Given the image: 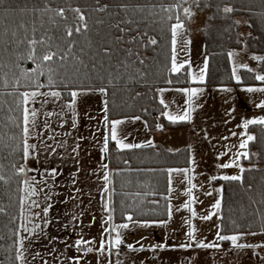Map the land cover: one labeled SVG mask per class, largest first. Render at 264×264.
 <instances>
[{
    "label": "snow or ice",
    "instance_id": "1",
    "mask_svg": "<svg viewBox=\"0 0 264 264\" xmlns=\"http://www.w3.org/2000/svg\"><path fill=\"white\" fill-rule=\"evenodd\" d=\"M203 6V7H202ZM261 16L260 21L264 23V0H261ZM215 9L216 11L209 20L215 19L221 15L223 17L230 18L236 11L231 3L216 2V0H174L171 3H141L131 2V0H93V3L87 5L72 6L71 4L52 6L50 0H44L43 7L36 3H33L31 7L25 2L21 5L20 0H0V19L3 20L5 27L3 33H0V41L3 42L5 50L8 51L9 45L14 48H18L20 45L25 46L24 53L16 52L18 60L27 59L32 61L36 67L23 68L17 61L13 62V67L20 69V76H16L12 73V83L10 85L9 74L4 73L3 84L7 89L11 87V91L7 93L8 96H14V108H9V111H16L19 115L13 117L9 116L8 119L12 121L14 127L18 130L14 132L7 139L11 143L6 144L5 147L11 150L12 155H19L20 162L13 163L11 165L12 176L18 179V188L22 193L27 195L20 196L21 206V218L24 219V203L25 200L31 196L38 195V189L35 186L36 178L34 176H28L30 171L28 161L30 158H37L39 150L43 148L45 152H55L56 149L51 145L45 144V139H52L50 135L42 134L39 130L38 117L40 115L39 109L36 107H30L37 102L39 97V103L41 105L48 104L49 98L54 104L56 101L63 99V93H68L69 99L64 101V108L71 114V127L76 128L77 117L79 115L77 110L78 99H84L89 95L99 94L101 98L102 107L100 109L102 113L101 122L104 126L101 140L97 141L101 145L100 152L103 154H109L111 149L117 151L139 149L144 146H154L151 139L142 141L140 143L128 142L127 134H123L120 126L124 125L128 121H137L141 117L138 115H122L119 118H111L110 113L116 106L114 101L110 106V97H115V90L117 83L124 77L121 73L123 69L124 73H128L133 64H144V59L141 58L139 48L145 49L150 46L158 45L159 41L155 35H150V31H155L154 28H150V24L154 18L158 17L161 23V30L163 31V25H166L167 31L170 33L171 38V57H170V73H180L185 65H189L187 69L188 76H190L193 83H203L206 78L208 68V57H204L203 68L198 73H193L190 70V60L185 59L178 61L177 47L179 38L184 36L188 37L190 32V23L197 16L198 13H203L205 9ZM115 9L116 11H112ZM159 10L157 12L156 10ZM249 9H245L248 11ZM40 14L41 24L44 23L43 17L47 16V23L51 25L50 30H45L42 35L37 36V29L35 27V19L33 20L32 27L30 29L26 24L24 17L29 14L35 16ZM71 17V19H70ZM19 18V22L12 25L10 21ZM143 26H142V23ZM235 25L246 23L251 27V22L248 20L241 21L240 19L233 20ZM95 34V35H93ZM243 35V33H241ZM249 36L251 33L248 34ZM191 44V39H184V46L187 48ZM125 45H132L137 49L133 51V47H125ZM183 50V49H182ZM123 52V58H119V53ZM135 56L136 60L130 58ZM236 56L235 51H229L228 57L233 60ZM116 59L115 66H113V60ZM254 60L264 61V55L257 56L253 54ZM107 62V63H106ZM238 69H247V71L254 73V79L262 82L260 86L245 85V90L248 92H264V72H257L250 68L246 63H233L232 76L233 78L241 82L242 76L238 73ZM139 77H144L145 72L136 69ZM46 76L47 84L40 82V77ZM21 78L27 81H31L29 85H22ZM128 79L135 80L137 76L129 75ZM168 83H172L168 80ZM24 87V91H20V88ZM47 88L48 91H40L42 88ZM201 87H182L175 89L185 95L184 107L177 112L169 111V104L165 101L163 96L160 97L159 103L164 107L162 116L166 117L168 121L175 124L180 121H191L193 119V113L196 108H199V104H195L194 98L198 94L203 92ZM224 91H232V89L223 86ZM159 92L165 91V89H159ZM137 96L140 93H136ZM6 102V101H5ZM257 107H264V100H261ZM234 110L228 109V115ZM47 116L51 117L52 112H46ZM64 111L59 113V116H64ZM92 119V117H89ZM66 121L61 119V126ZM227 123V121H225ZM261 125L264 126V115L254 116L251 118H241L240 124L237 125L242 131L239 133L232 132L231 135H239V148L237 149L234 157L226 163L218 164L219 168L236 167L238 169L237 174L223 175V180L228 181H240L243 182V173L246 171L244 165L240 163L241 159H248V170L257 168V165L251 163L250 157L254 155L249 149V143L256 139L255 135L248 131L249 125ZM147 126V122H145ZM43 129L51 131L50 124L46 121L43 122ZM156 128L163 129L164 125L157 123ZM99 130V129H98ZM207 136V133H205ZM33 139L38 140V143L31 142ZM78 140L84 139L83 137H77ZM223 139H227L223 137ZM227 147V146H225ZM80 145L77 144L72 151L78 152ZM218 155H224L223 152ZM76 163H79L77 160ZM125 165H128L129 160L123 161ZM189 163L194 167L195 159L193 156H189ZM102 175L100 179L103 181L102 187L99 191L102 194V211L106 214V221H102V233L99 240V247L94 248L91 245L95 242V237L90 240H85L82 236L74 241L71 247L76 248L77 252H84L85 254L96 252L98 254L107 253L109 256L112 254L113 249L118 252L121 245L124 243L123 233L121 229H128L131 224L133 228L143 227L148 228L150 226H164L167 227L173 220V214L180 212L181 209L188 210L190 216L188 218H181L184 225L187 226L185 233L186 243H173L167 242L150 244L149 249L155 251L156 249L166 248H200V249H221L222 245L219 242L230 241L231 245L236 249L255 248L258 245L247 244L240 242L243 237L249 235V233L242 231H233L231 234H222V224L216 225V240L219 242H206L205 240H197L198 229L193 223V218L197 216V212L193 207L196 202V197L192 194V190L196 188V184L193 183V175H189L192 172V168H168L167 172V187L166 194L163 195L166 200V209L163 213L167 216V219L160 217L154 218H139L133 219L134 213L130 211H122V217L124 222L119 224L113 223L115 207L113 205V194L115 192V177L120 176L125 171L132 172L133 169H109L108 163H102L100 165ZM80 171L77 168L72 176L75 177L76 173ZM140 171V170H136ZM149 171H155L154 169ZM49 173L52 177L58 174L56 168H51ZM173 173L184 174V179L187 181L188 187L183 191L188 195V199L182 203L179 207L173 208L172 192H173ZM20 177H24L20 179ZM11 176L0 174V181L8 183L11 180ZM216 176L210 177V180H216ZM47 187V181H44ZM73 184H76V179L72 180ZM254 185L249 183L247 185L248 190H252ZM77 191H80L77 189ZM220 191V189H217ZM107 194V199H103V194ZM154 195L156 193H153ZM210 193H205L209 195ZM137 196L140 193L136 194ZM146 195V194H145ZM261 201L264 202V191L260 193ZM45 199H49L48 194H45ZM255 202V201H253ZM32 207H39V204L33 200L31 201ZM154 204H159V201H152ZM48 205L42 209L44 216L46 217L49 208ZM211 208L216 212L221 210V199H216L211 205ZM6 209L0 208V212H5ZM33 216H40V213H30ZM83 215V213H81ZM214 215V212H209L208 215L202 216V220H209ZM76 217H73L75 220ZM95 218L93 217V222ZM42 222L45 226L49 224L47 219L42 218ZM20 229L27 232L30 236L37 235L36 229L40 228V225L32 222V227L29 228L25 223L19 225ZM260 232L264 233V214L261 215ZM115 233V235H112ZM105 234H107L105 236ZM255 235V233H251ZM17 239L14 241L15 259L18 264H27L25 252L27 248L25 246V240L27 237L20 235L19 229L15 233ZM57 237H51V240H57ZM142 239H144L142 237ZM69 245L65 244V248ZM126 247L130 250H135L132 243H128ZM140 250H144V245H139ZM55 249L48 252L47 255L52 257V264H60L63 259H68L79 264L82 259L79 255L64 257L63 254L55 255ZM39 255V253H37ZM35 259V257H33ZM42 264H49L47 260H43ZM99 264V257H98ZM110 264V262H109ZM119 264V262H117ZM135 264V262H133ZM143 264V262H141Z\"/></svg>",
    "mask_w": 264,
    "mask_h": 264
},
{
    "label": "trees",
    "instance_id": "2",
    "mask_svg": "<svg viewBox=\"0 0 264 264\" xmlns=\"http://www.w3.org/2000/svg\"><path fill=\"white\" fill-rule=\"evenodd\" d=\"M21 5L27 3L29 7L33 3L43 7L44 0H20ZM137 2V0H131ZM141 3H171L174 0H139ZM221 3H231L236 11L230 18L223 17L222 14L211 20L212 30L208 38L203 42V53L208 57V68L205 81L201 83L204 86L232 88L236 86L256 85L260 86L262 82L254 79V73L247 69H239L238 73L242 76V81L237 82L232 76L233 62L229 59L228 53L233 50L246 49L247 52L257 56L264 55V23H261V0H216ZM53 7L57 5L71 4L73 7L77 4L87 5L93 3V0H50ZM245 9H249L245 11ZM209 10V9H208ZM112 11H116L113 9ZM159 12V10H156ZM216 10L210 9V16ZM198 13L197 19H202L203 14ZM243 17L251 22L248 26L251 35L241 41L238 38L239 26L233 23V20ZM35 19V27L37 36L42 35L45 30H50L51 25L47 23V16L43 17L44 23L41 24L40 14L35 16L32 14L24 17L26 24L30 29ZM71 19V17H70ZM200 19L198 21H200ZM19 22V18L10 21L14 25ZM142 26L144 22H141ZM5 24L0 19V33H3ZM150 35H155L159 41L158 45L150 46L145 49L140 47L138 50L144 64L138 62L133 64L128 73L123 74V79L117 83L115 97H110V106L114 101L115 107L110 113L111 118H119L122 115H138L141 120L147 122V131L149 133L156 130L155 118L162 114V106L158 100V90L162 88H182L190 87L187 70L180 73H170V57H171V38L167 31L166 25L161 30L159 18H154L150 24ZM95 35V34H93ZM125 47H133L125 45ZM9 50H5V46L0 41V174L11 176V180L6 184L0 181V208L6 209L0 212V264H18L15 259L14 241L17 239L15 233L19 229L21 206L20 196L22 192L18 188V179L12 176L11 165L20 162L19 155H12L11 150L5 147L11 143L7 138L14 132L18 131L9 116L19 115L16 111H9L14 108V96H8L11 87L5 88L3 84L4 73L9 74L10 85L13 82L12 73L20 76V69L13 67V62L18 60L16 52L21 54L25 51V46L20 45L14 48L8 46ZM133 51H137L133 47ZM119 58H123V52L119 53ZM131 60H136L133 56ZM18 62L25 69L34 68L36 65L27 59H20ZM116 59L113 60L115 66ZM107 63V62H106ZM259 72H264V61L258 60ZM136 69L145 72L144 77H139ZM129 75L137 76V79H128ZM171 80L172 83H168ZM40 82L47 84L46 76L40 77ZM22 85H29L31 81L21 78ZM25 88L21 87L20 91ZM40 90L48 91L42 88ZM136 93H140L139 96ZM65 99H69L68 93H63ZM6 101V102H5ZM164 129H180L186 127V122H177L175 124L164 121ZM248 131L255 135L256 139L249 143V151L255 152V156H251V163L257 165V168L248 170L249 160H244L243 164L247 166L243 173V182L222 180L218 183L221 185V210L219 224H222V234H231L233 231H242L246 233L260 232L261 215L264 214V202L261 201L260 193L264 191V126L249 125ZM109 169H133L132 172L125 171L120 176L115 177V192L112 200L115 207L113 223L119 224L124 222L122 211H130L134 213L133 219L160 217L167 219L163 213L166 209V200L160 193L166 194L167 172L168 168H186L189 167V151L188 149H180L176 152L147 146L139 149L117 151L111 149L110 155L107 154ZM129 160V164L125 165L123 161ZM154 169L155 171H149ZM140 170V171H136ZM22 179V177H20ZM252 183L254 188L247 189V185ZM140 193L139 196L136 194ZM153 193H156L155 195ZM146 194V195H145ZM152 201H159L154 204ZM255 201V202H253ZM226 241H223L225 243Z\"/></svg>",
    "mask_w": 264,
    "mask_h": 264
},
{
    "label": "rangeland",
    "instance_id": "3",
    "mask_svg": "<svg viewBox=\"0 0 264 264\" xmlns=\"http://www.w3.org/2000/svg\"><path fill=\"white\" fill-rule=\"evenodd\" d=\"M202 14L203 18H199L200 21H198L197 16L192 20L189 25L190 32L188 33V37H180L177 47L178 61L189 59L190 70L193 73H198L203 68L205 57L203 53V42L208 38L212 30V22L209 20V10L205 9ZM239 19L245 21L243 17ZM238 26V38L241 41H245L249 34L248 26L246 23H241ZM186 38L191 39V44L187 48L184 46V39ZM233 51L236 53L234 59L231 60L233 63H246L250 68L257 72L259 71L258 60L252 58L253 54L247 52L245 48ZM187 69H189V65H185V68L181 71ZM189 79L193 84L191 87H201L204 89L202 93L194 98L195 104H199L200 107L195 109L191 121H180L186 122V127L176 129L178 130L177 133L174 134L169 144L164 143V146L166 145L167 147L163 148L169 152H176L180 149L187 148L190 155V148L193 146L196 152H204L205 155L202 156V161L198 160L194 167L189 164V168H192V172L189 175L195 174L193 183L196 184V188L192 190V194L196 197V202L193 204V207L197 212V216L193 218V223L198 229L197 240L202 239L206 242H219L216 240V225L219 224L220 213L213 210L211 205L216 199H220L221 197V185L218 182L223 180L222 176L225 174H237L238 169L236 167L219 168L218 164L226 163L232 159L239 148V140L241 137L239 135L233 136L231 133H239L242 131L241 128L237 127L241 122V118L264 115V107H257L259 102L264 100V92H248L245 90V86H236V89L232 91H224L223 87L204 86L199 82L193 83L190 76ZM162 89H165V91H158V100L163 96L169 104V111L177 112L186 107L184 105L185 95L175 91L178 88ZM42 92L44 91L42 90ZM39 100L40 98L38 97L36 103L32 104L30 102V107L39 109V130L42 134H47L52 137V139H45L44 143L51 145L52 148L59 149V146L64 145V141L68 138L72 128L71 114L64 108V101L67 99L63 97V99L53 104L51 98H49L50 102L46 105H41ZM80 102L81 100L78 99L77 106ZM230 108L234 111L228 115L226 113H228V109ZM61 111L65 113L63 117L59 116ZM46 112H52L53 115L49 117L45 114ZM61 119L66 121L63 126L60 123ZM46 120L51 126L50 132L42 127L43 122ZM128 122L130 123V121ZM137 122L140 121L137 120L133 123L135 124V128ZM131 124L132 122L129 125ZM120 127L122 132L124 128L126 129L125 125ZM167 130L169 129L156 128L154 132H164L162 136L165 137L169 134ZM139 133H141L140 130ZM205 133H207V136ZM164 137L162 138L164 139ZM223 137L227 139H223ZM148 139L152 140V137L150 138L146 134L142 135V137L138 136L137 141L140 143ZM31 142L38 143V140L33 139ZM221 152L224 155H218ZM251 153H254L252 157L256 155L255 152ZM50 156H53L52 152H45L41 148L38 157L30 158L28 161L30 171L27 175L36 178L35 186L38 189V195L31 196L25 200L23 222H25L27 227L31 228L32 222L38 223L40 221V228L36 230H40L42 233L46 232V235L49 237L56 236L58 232L63 230L74 236V239H78L81 236L84 238L91 233L102 230V221H106V218H102L104 213L102 211V204L95 206V201L92 202V200L89 202V206L86 207L83 204H78V201L70 207L69 205L65 206L59 203L57 199L59 191L56 187L61 182H66V180L64 178L61 180V177L58 175L52 177L49 171L45 169L47 166L43 164L50 165L48 163ZM197 157H200L199 154H197ZM244 160L246 159H241L240 163L243 164ZM244 167L246 168L247 166L244 165ZM172 175L173 192L171 203L175 209L188 199V195L184 193L183 189L189 185L184 179V174L173 173ZM212 176H216L217 179L210 180ZM45 180L47 181V187L44 183ZM217 189H220V191H217ZM205 193L210 194L205 195ZM45 194H48L49 199H45ZM33 200L39 204V207H37L40 209L41 215L39 221L31 219L32 215L30 213L33 208L31 201ZM48 205H51V207L45 217L42 209ZM69 212L71 215L77 216V219L73 220L72 218L73 221L68 220L66 222L64 220L63 222L62 215L65 213L68 214ZM209 212H214L212 218L202 220L201 217L208 215ZM189 216L190 212L188 210L181 209L178 213L174 211L173 220L167 227L150 226L148 228H133L130 224L128 229H121L124 243L121 245L119 252L113 249L110 256L107 253L98 254L96 252H91L92 254L88 256L93 255V258L97 259L95 260V264H98V257L99 264H109V262L110 264H117V262L119 264H133V262L135 264H141V262L143 264H264V233L261 232H257L255 235L249 233V235H246L240 241L242 243L258 245L255 248L236 249L231 245L230 241H226L225 243L219 242L222 245L219 250L211 248H166L153 251L149 249L148 246L155 243L167 242L168 244H178L188 242L185 236L187 226L184 225L181 218H188ZM83 217L84 220L81 221L80 219H83ZM93 217L95 218L94 222ZM42 218L49 221L47 226L43 224ZM112 235H115V233H112ZM128 243H132L135 250L128 249L126 247ZM139 245H144V250H140ZM92 247L98 248L99 244L93 245ZM72 264H76V262ZM79 264L85 263L79 262Z\"/></svg>",
    "mask_w": 264,
    "mask_h": 264
},
{
    "label": "crops",
    "instance_id": "4",
    "mask_svg": "<svg viewBox=\"0 0 264 264\" xmlns=\"http://www.w3.org/2000/svg\"><path fill=\"white\" fill-rule=\"evenodd\" d=\"M231 89H236V87H232ZM80 100L81 102L77 106L79 115L77 117L76 128H71L68 138L64 141V145L59 146V149L56 148V151L52 152L53 156H50L48 161L50 165L43 164L47 166L45 168L47 171H49L52 167L56 168L58 170L57 175L61 177V180L63 178L66 180V182H61L56 187L59 191L57 199L61 205H69V207L74 205L76 201L79 202L78 204L85 205V207L89 206V202L91 200L92 202L95 201V206L102 204V194L99 191L103 185V181L100 179V176L102 175L100 165L102 163H107L108 161L107 154L100 152L101 145L97 143V141L101 140L102 132L104 131V126L101 122V98L99 94H96L89 95L88 97ZM164 110L165 109H163V111ZM89 117H92V119H89ZM163 119L164 121L170 122L164 116ZM138 121L140 122L136 123V128L134 127L135 124H133L135 121H130V123L132 122L131 125H129V122H125L124 124L126 129L124 128L123 134L127 135L130 133V135H127L128 142L139 143L137 141L138 136L142 137V135L147 134L148 137H152V140L154 141L153 147L164 149L163 147H167L166 145L164 146V143L169 144L174 134L178 131L169 129L167 130L169 131V134L164 137L162 136L164 132L149 133L144 121L141 119ZM139 130L141 133H139ZM77 137H83L84 139L78 140ZM162 137H164V139ZM77 144L80 145V148L78 149V152H73L72 149ZM197 154H199L200 157H197ZM190 155L195 158V162L197 164L198 160L202 161V156L205 154L204 152H196L195 147L191 146ZM77 160L79 163H76ZM77 168H80V171L76 173L75 177H73L72 173ZM74 178L76 179V184L72 183ZM77 189L80 191H77ZM22 195H25V193H22ZM103 199H107L106 193L103 194ZM23 207H25V203ZM31 213H40V209L33 207ZM84 216L86 215L84 214ZM39 217H41V215H32L31 219L39 221ZM73 217L74 216L71 215L70 212L62 215L63 222L64 220L66 222H68V220L73 221ZM75 217L77 219V216ZM102 218H106L105 213H103ZM80 220H84V217ZM21 223L25 222H23V219L20 217V224ZM37 224L40 225V221ZM19 231L20 235L27 237L25 240V246L27 248L25 257L27 264H42L43 260H47L49 264H52V257L48 256L47 253L53 251V249H55V255L63 254L64 257L79 255L82 257L79 262H83L85 264L96 263L95 260L97 259L93 258V255L90 257L88 256L92 253L85 254L82 251L77 252L76 248L71 247L76 239H74V236L69 234V232L61 230V232H58L56 236H52L57 237L58 239L51 240V237L47 236L46 232L42 233L40 230H35L37 235L34 236H30L27 232H24L23 229H20ZM101 233L102 230H98L97 232L84 237V239L90 240L92 237H95V242L91 246L99 244ZM106 235L107 234H105V236ZM65 244L69 245V247L65 248ZM37 253H39V255H37ZM33 257H35V259ZM73 262L74 261L72 260L63 259L60 261V264H72Z\"/></svg>",
    "mask_w": 264,
    "mask_h": 264
},
{
    "label": "built area",
    "instance_id": "5",
    "mask_svg": "<svg viewBox=\"0 0 264 264\" xmlns=\"http://www.w3.org/2000/svg\"><path fill=\"white\" fill-rule=\"evenodd\" d=\"M155 123H160V124H163V120H162V116L161 114L157 115L156 118H155Z\"/></svg>",
    "mask_w": 264,
    "mask_h": 264
}]
</instances>
